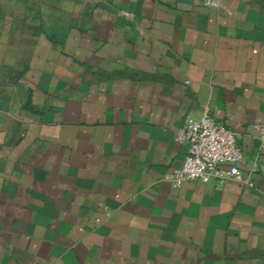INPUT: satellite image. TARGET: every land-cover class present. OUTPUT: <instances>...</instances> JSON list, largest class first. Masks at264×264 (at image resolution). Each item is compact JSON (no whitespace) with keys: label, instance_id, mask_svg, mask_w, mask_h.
<instances>
[{"label":"crops","instance_id":"1","mask_svg":"<svg viewBox=\"0 0 264 264\" xmlns=\"http://www.w3.org/2000/svg\"><path fill=\"white\" fill-rule=\"evenodd\" d=\"M207 112L253 188L165 180ZM257 124L264 0H0V264H264Z\"/></svg>","mask_w":264,"mask_h":264},{"label":"built area","instance_id":"2","mask_svg":"<svg viewBox=\"0 0 264 264\" xmlns=\"http://www.w3.org/2000/svg\"><path fill=\"white\" fill-rule=\"evenodd\" d=\"M204 5L218 8L220 0H204ZM121 14L133 18V15L127 12ZM254 129L264 142V124H257ZM175 140L180 145H186L188 151L182 165L165 175V180L173 188L180 189L191 181L206 184L213 180L221 186L234 181L248 188L254 187L249 175L254 174L256 170L251 169L248 177L243 174L241 165L244 162V153L236 133L218 123L208 112L199 120L187 122L182 126Z\"/></svg>","mask_w":264,"mask_h":264}]
</instances>
